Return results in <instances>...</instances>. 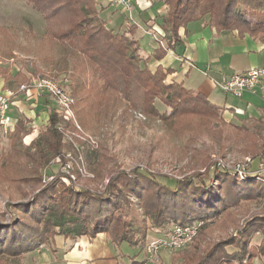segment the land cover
I'll use <instances>...</instances> for the list:
<instances>
[{"label":"trees","instance_id":"1","mask_svg":"<svg viewBox=\"0 0 264 264\" xmlns=\"http://www.w3.org/2000/svg\"><path fill=\"white\" fill-rule=\"evenodd\" d=\"M28 1L45 15L46 38L68 46L75 54L72 65L74 107L83 126L89 123L87 118L96 112L104 97L115 95L120 99L124 96L129 104L142 106L146 112L166 120L183 112L203 116L211 112L239 131L250 130L247 121L240 125L227 122L223 117L226 107L213 103L203 92L188 88L183 82L167 83L168 75L177 67L165 68L159 64L152 71L148 63L152 58L163 59L170 49L181 44V28H186L188 34L189 23L198 20L217 32L236 30L240 37L249 34L264 42V0H159L168 5L159 23L164 31L165 45L160 43L146 58L139 53L138 24L127 21L126 30L109 27L95 5L96 0ZM238 5L242 8L238 9ZM63 16L67 21L61 23ZM0 74L8 84L19 86L29 81L22 70L13 74L9 67L1 65ZM157 98L170 106L174 104L173 112L161 113L155 103ZM263 117L264 114L252 121H261ZM30 122L27 118H19L8 136L23 140L34 132L28 125ZM72 123L71 119L53 110L45 129L38 133L40 141L32 140L29 144L28 147L32 145L36 150L27 153L28 159L41 168L52 158L63 156L68 149L76 154V146L66 139L63 127L76 128ZM256 134L264 136L258 131ZM78 142L85 146L88 163L94 156L96 158V149L87 142ZM19 167L13 170L19 174L36 173L28 164ZM234 172L222 167L211 172L207 167L204 172L195 171L177 178L174 183H164L159 180V173L136 168L118 172L104 188L91 180L82 181V187L76 188L65 179L56 183L59 178L55 177L27 201L8 203L10 210H18L19 214L12 223L0 224V257L8 255L4 264H17L27 252L51 242L57 234L77 238L106 232L115 245L126 241L143 248L151 226L163 229L168 224L201 221L190 249L172 253L173 264H254L256 257L264 255V215L251 218L236 232L219 237L212 235V229L226 230L237 223L236 213H232L231 220L218 221L217 216H222L232 203L239 201L240 194L264 196V176H250L249 180H244ZM133 197L142 200L149 224L137 227L127 224L128 203ZM121 198L126 199L125 205L121 204ZM210 218L215 220L209 221ZM256 232L263 233L259 244L252 243Z\"/></svg>","mask_w":264,"mask_h":264},{"label":"rangeland","instance_id":"2","mask_svg":"<svg viewBox=\"0 0 264 264\" xmlns=\"http://www.w3.org/2000/svg\"><path fill=\"white\" fill-rule=\"evenodd\" d=\"M95 2L100 10L104 8V5H109L107 0H96ZM135 6H138L136 0L131 15L128 11L121 13L120 7L109 5L111 8L101 16L108 21V26L111 27L109 12L116 10L118 12L116 28L122 29L125 26L127 29V21L133 22L134 18L151 16L144 12L141 14ZM241 8L242 6L238 5V9ZM157 16L161 23L159 13L155 17ZM65 19L63 16L60 22H66ZM46 25L45 15L34 9L31 2L0 0V65L10 67L13 73L22 70L30 77L29 83L40 75L50 77L65 84L68 91L73 94L72 65H74L75 54L70 52L68 46L46 38ZM163 44L165 45L164 40ZM223 77L224 74L221 77L213 75L212 80L214 83L221 82ZM166 82L169 83L167 80ZM11 85L10 90H2V92H12V105L10 106L12 113L9 112V114L14 119L17 115L29 119L31 122L28 125L33 127L34 132L26 135L23 140H18L15 136L3 135L0 130V224L12 223V220L19 214L18 210H10L8 203L27 201L55 177L59 178L56 183L65 179L67 183L73 184L76 188L82 187V181L85 180L88 182L91 180L94 185L104 188V185L118 172L131 171L136 168L155 174L159 173L158 178L164 183H174L177 178L195 171L204 172L207 167H210L211 172L217 167L234 172L235 167L242 165L251 173L242 179L249 180L250 176L258 174L264 176V136L262 138L256 134L258 131L264 135V117L261 121L253 122L252 120L256 117H251L247 113L235 118L234 115L224 112L223 117L227 122L240 125L242 121H247L250 130L248 132L239 131L231 124L222 122L218 118L219 115L211 112L206 116L183 112L179 116L166 120L162 116L146 112L142 106L129 104L123 98L124 96H121V99L125 102L120 99V96L115 95L104 97L99 108L95 105L98 109H95L96 112L87 118L89 123L86 126L80 123L74 107L75 119L71 121L76 128L63 127L66 139L75 144L77 153L68 149L63 156L54 157L38 168L27 157V153L34 152L36 148L32 145L28 146L32 140L38 142L40 138L38 133L45 129L50 113L57 109L58 105L52 95L35 86L17 91L16 84ZM219 92L230 99L236 98L232 95L227 96L221 90ZM155 103L161 113L169 115L173 112L174 104L170 106L158 98ZM261 113L264 114V111ZM78 141L87 142L93 149H96V158L94 156L88 163L84 154L85 146L80 145ZM22 164L32 166L36 173L32 172L28 175L16 173L13 169L21 168L19 166ZM68 165L70 166L69 171L75 174L74 179L64 172V166ZM38 178L39 181H37ZM240 195L239 201L232 203L230 209L222 216H217L218 221L226 218L231 220L232 213H236L237 223L230 225L226 230L212 229L213 236L219 237L236 232L251 218L264 215V196L249 195L247 197L244 193ZM132 199L133 201L130 200L128 203L130 212L126 219L127 224L133 227L149 224L150 221L144 216L142 200L134 197ZM120 202L125 205L126 199L121 198ZM213 220L215 218L209 219V221ZM173 226V224H168L162 229L163 233L151 226L146 234V244L152 239L169 236ZM262 234L256 232L252 237V243ZM192 242L180 251L183 253L186 249H190ZM164 251L165 249H161V253ZM140 252L139 260H142L144 253L142 250ZM7 256L1 255L0 264L7 261L5 259ZM162 259L165 263H169L166 255L162 254ZM254 264H264V262L257 260Z\"/></svg>","mask_w":264,"mask_h":264},{"label":"crops","instance_id":"3","mask_svg":"<svg viewBox=\"0 0 264 264\" xmlns=\"http://www.w3.org/2000/svg\"><path fill=\"white\" fill-rule=\"evenodd\" d=\"M136 1L138 6H135V9L151 15L148 18L137 17L133 20L138 24L136 37L140 40V56L146 58L160 45L159 32L164 33L158 16H155L157 13L159 15L166 13L168 6L159 0ZM109 5L103 6L101 15L111 8ZM133 11L134 9L129 13L132 15ZM122 12L127 11L121 10ZM109 13V25L117 30L118 12L113 10ZM121 30H126L125 26ZM185 31L184 27L180 30L182 43L175 49H170L163 59L152 58L148 63L149 68L155 71L159 64L165 68L177 67L174 73L168 75V82H183L186 87L203 92L213 103L226 107L225 113L234 115L235 118L246 113L251 117H260L264 111L262 96L245 92L242 97L230 99L221 95L212 78L213 75L221 77L223 74L245 72L253 67H264V42L249 34L240 37L236 30L217 32L215 28L207 26L201 20L189 23L188 34ZM29 81L21 86L16 84L17 91L21 90L23 85H29ZM6 82L5 77L0 74V93L2 90L11 89L12 85ZM20 116H14L15 120L22 118ZM156 231L162 232V228H156ZM261 239L262 236L256 237L254 244H259ZM146 246L141 248L126 241L115 245L106 232H100L94 237L83 235L77 238H66L62 234H57L51 242L27 252L17 264H145ZM140 250L144 253L142 260H139ZM172 253L167 249L160 253L159 264H173ZM162 254L166 255L169 263H165ZM257 260L264 262V255L254 259Z\"/></svg>","mask_w":264,"mask_h":264},{"label":"built area","instance_id":"4","mask_svg":"<svg viewBox=\"0 0 264 264\" xmlns=\"http://www.w3.org/2000/svg\"><path fill=\"white\" fill-rule=\"evenodd\" d=\"M110 5L120 7L124 11H132L134 9L135 0H107ZM160 42L163 44V32H159ZM217 88L227 95L242 97L245 92L260 95L264 98V67H253L245 72H235L231 75H224L221 82H215ZM35 86L37 89L49 93L57 102V111L67 120L75 119V98L68 91L65 84H61L55 79L45 76L35 77L29 85H23L21 90ZM12 92L0 93V130L3 135H8L13 131L16 120L9 114ZM66 166V165H65ZM64 172L71 178H75V174L69 171L70 166L65 167ZM234 171L245 178L250 175L245 166L239 165ZM259 175V174H258ZM203 222L196 221L186 225H174L165 238L152 239L146 246L147 261L145 264H159L161 249L178 251L185 248L198 233L199 227Z\"/></svg>","mask_w":264,"mask_h":264}]
</instances>
